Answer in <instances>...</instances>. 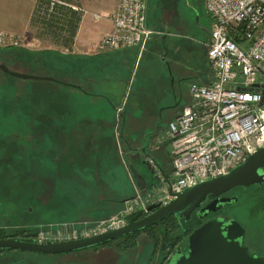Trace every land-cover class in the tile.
<instances>
[{"label":"rangeland","instance_id":"1","mask_svg":"<svg viewBox=\"0 0 264 264\" xmlns=\"http://www.w3.org/2000/svg\"><path fill=\"white\" fill-rule=\"evenodd\" d=\"M147 23L161 34L152 36L154 43L149 44L148 50L131 69V78L125 83L126 93L110 95L111 101L81 94L62 83L15 78L0 70V121L5 123L10 118H17L13 121L25 126L34 147L38 148L36 151L30 147L29 158L23 152L21 137L9 141L3 136L4 140H0V226L7 228L9 222L6 218L11 220V216L24 212L28 204L36 202L33 199L37 196L38 183L46 182L49 174L53 189L44 198L47 206L52 208L43 211L46 218L57 214L58 219L67 220L85 214L98 220L108 216L101 215L110 211L114 200L119 201L120 209L124 205L121 199L133 194L134 184L149 186L158 180L155 164L135 147L143 144V134L160 118L164 128L152 141V150L158 151L150 154L161 168L170 169V147L164 139V131L176 99L180 98L181 104L185 102L191 78L178 77L173 72L171 59L174 52L169 46H179L175 55L185 65L195 66L199 59L189 46H197L206 39L211 20L203 8V0H148ZM163 49L169 51L165 53ZM130 66L133 65L124 67ZM152 80H156L151 86L155 92L139 94V85ZM87 89L94 95L102 90L90 84ZM141 97H145L143 102H140ZM115 106L120 107V113H124L128 122L124 129L122 124L114 125L119 112ZM131 116L135 117V122ZM120 118L119 115V123L122 122ZM76 132L77 137L72 139ZM30 139L27 140L32 143ZM40 150L47 154L46 157L40 156ZM58 150L62 154L59 172L54 171L57 169L54 168L55 161H48ZM25 168L29 171L24 172ZM46 169L52 172L47 173ZM40 171L46 174L43 180L37 177ZM138 175L143 177L144 183L139 182ZM103 191L105 199H100ZM107 198L114 199L111 205ZM248 213V233L253 238L258 237L264 233V194L251 202ZM25 253L30 260L38 255L29 251ZM94 256L90 252L84 254L89 261L95 260ZM117 260H122V255ZM6 261L0 259V264H6Z\"/></svg>","mask_w":264,"mask_h":264},{"label":"built area","instance_id":"2","mask_svg":"<svg viewBox=\"0 0 264 264\" xmlns=\"http://www.w3.org/2000/svg\"><path fill=\"white\" fill-rule=\"evenodd\" d=\"M47 1L48 12L56 3L81 12L63 0ZM203 7L211 20L206 57L213 76L208 83H188V101L166 124L170 170L150 160L158 181L134 184L133 194L115 213L39 231L37 242L118 228L139 210L147 213L148 205L167 203L174 196L171 192L228 172L264 145V0H203ZM111 21L112 30L98 40L97 52L144 47L154 34H161L147 25V0H118ZM240 26L239 44L230 32ZM10 47H22L21 36L0 30V49Z\"/></svg>","mask_w":264,"mask_h":264},{"label":"crops","instance_id":"3","mask_svg":"<svg viewBox=\"0 0 264 264\" xmlns=\"http://www.w3.org/2000/svg\"><path fill=\"white\" fill-rule=\"evenodd\" d=\"M38 3L39 0H0V30L20 35L22 39L21 49L5 48L0 50V62L11 70L52 76L56 79V81L53 82L68 85L81 94L105 97L108 101H111L110 95L115 93L124 95L126 93H124L125 83L131 78V69H133L139 57L143 56L148 50L149 44L154 43V40L151 37L144 47H125L110 52L96 51L95 47L101 36L112 30L111 15L116 10L118 0H74V4L81 8V17L73 44L70 48L55 42V38L48 30V27L42 24L39 17L35 15ZM159 30L163 31V29ZM209 34L210 31L202 43L194 47L191 45L189 46V49L193 50L199 59L196 61L195 66H189L188 63L185 65L181 58L175 55L179 46H169V49L174 52L173 59H171L173 62L172 70L178 77H190V81H198L200 83H208L211 81L213 71L206 57V43L209 40ZM163 50L165 53L169 51L166 49ZM66 55H69V57ZM158 55H160V53H158ZM17 56L19 59L16 58ZM191 56L194 57L193 54ZM127 64L133 66L125 69L124 66ZM155 83L156 80L142 82L139 85L141 88L139 94H151L155 92L153 87H151L154 86ZM88 84L102 88V90L94 95L87 89ZM130 85H127V87ZM109 87L113 88L110 89ZM143 100H145V97L140 98V102H143ZM187 101L188 92L183 104H181L180 98L179 100L176 99L173 112L168 118V121L176 116ZM115 109L117 112L120 107L117 106L116 108L115 106ZM116 114L118 116H116L115 127L122 124L124 129V126L128 124V122L125 121L124 113H120L119 111ZM119 115L121 116V123L118 122ZM131 119L134 121L135 117L131 116ZM86 121L88 122L89 120ZM156 121L162 123L163 119L160 118ZM155 122H152L150 126ZM73 135L72 139H75L78 134L76 132V134ZM115 135H117V133H115ZM157 151L152 150L150 153ZM137 178L139 182H145L140 175H138ZM104 191L100 193V199H105L103 195ZM126 197L121 199V203ZM106 200L107 203L111 205L110 203L114 199L109 200L107 198ZM112 204L113 206L110 211H108L110 213L116 211L120 207L119 201L116 202L114 200ZM77 218H79V220H77ZM93 219L94 218L87 217L85 214H81L78 217L61 220L64 222L67 221L66 223L68 224L80 220L93 221Z\"/></svg>","mask_w":264,"mask_h":264},{"label":"flooded vegetation","instance_id":"4","mask_svg":"<svg viewBox=\"0 0 264 264\" xmlns=\"http://www.w3.org/2000/svg\"><path fill=\"white\" fill-rule=\"evenodd\" d=\"M13 120H17V118H10L5 123L0 121V140H4L3 136H6L9 141L11 139L16 140L17 136L21 137L23 152L25 156L28 157L30 147H34L33 139H30L31 135L25 126L18 125V123ZM163 128V124L156 121L143 134L144 142L135 147L136 150L140 151L142 155L148 152L150 153L154 136L161 132ZM27 139H30L32 143H29ZM34 148L37 151L38 148ZM57 152L58 153L55 152L51 156L48 154L51 158L48 159V161H55L54 168L57 167V169L54 171L59 172L62 163V154L59 150ZM17 154L22 155L20 152H17ZM39 154L44 157L47 155L44 154L43 151ZM29 158L31 157L29 156ZM46 170L47 173L52 172L50 169ZM28 171L27 168L24 169V172ZM261 171H264V166L261 168ZM38 175L37 177L43 180L46 174L44 171H40ZM47 176L48 180L46 182L44 180V182L38 183L39 189L35 192L37 196L33 199L36 201L35 203L28 204L26 209L24 208V212H17L14 216H11V220L5 217L7 222H9L7 226L8 229L5 226H0V238L17 237L23 240L28 239L36 241V236L39 231L60 227L67 222L62 221L60 218L58 219L59 215L57 214H50L47 218L43 214L45 209L52 208L47 206L44 198L46 194L47 198L53 189V182L51 183L50 181L52 176L51 174ZM253 190H256V192ZM262 194H264V179L260 183H253L250 185L237 184L225 192L218 194L217 197L209 193L206 199L197 205L188 217L171 214L154 224L109 239L103 243L63 252L45 253L22 248H0V259H6V264H91L94 262H102V264H166L168 259L173 257L177 250H186L189 234L196 227L205 220L214 217L221 218L225 221L236 219L244 227V245H246L250 251H254L256 254L264 257V233L258 237H251L248 233V224L246 222L249 214V205L256 197ZM220 197H223L222 201L219 200ZM216 198L217 201L212 202V200ZM207 205L210 206V209H205ZM54 210H56V208H54ZM28 251L37 253L38 255L36 258L38 260H36V258L30 260L29 255L25 253ZM87 252L95 255V260H86L84 254ZM40 255H42L41 258ZM121 255L122 260L118 261L117 257Z\"/></svg>","mask_w":264,"mask_h":264},{"label":"water","instance_id":"5","mask_svg":"<svg viewBox=\"0 0 264 264\" xmlns=\"http://www.w3.org/2000/svg\"><path fill=\"white\" fill-rule=\"evenodd\" d=\"M0 70L15 78L56 81L52 76L11 70L1 62ZM145 155L149 157V162L153 160L160 166L149 152ZM263 166L264 145L249 153L243 162L231 167L228 172L197 182L179 192H171L174 196L167 203L148 205L147 213L143 209L139 210L118 228L89 236L46 242L4 237L0 238V248H22L45 253L63 252L103 243L154 224L171 214L188 217L209 193L217 197L237 184L260 183L264 179V171H261ZM219 200L222 201L223 197ZM216 201L217 198L212 200ZM205 209H210V206L207 205ZM243 234L244 227L236 219L225 221L214 217L205 220L189 234L186 250H177L166 264H264L262 255L250 251L244 245Z\"/></svg>","mask_w":264,"mask_h":264},{"label":"trees","instance_id":"6","mask_svg":"<svg viewBox=\"0 0 264 264\" xmlns=\"http://www.w3.org/2000/svg\"><path fill=\"white\" fill-rule=\"evenodd\" d=\"M69 4H74V0H63ZM48 1L39 0L36 7L35 15L39 17L48 30L53 34L55 42L60 45L70 48L73 44L74 36L77 30V26L81 17V12L73 9L71 6L62 4H55L51 12L47 11ZM243 26H240L237 30L230 32V38L239 44L242 41ZM13 48V47H10ZM21 47H17V49ZM5 49V48H4ZM15 49V48H13ZM1 50V49H0ZM69 57V55H66ZM19 59V57H16ZM107 212L103 216L109 215ZM100 217V216H98Z\"/></svg>","mask_w":264,"mask_h":264}]
</instances>
